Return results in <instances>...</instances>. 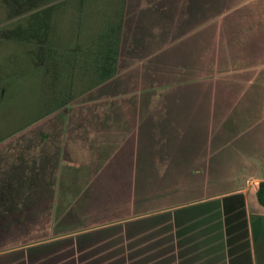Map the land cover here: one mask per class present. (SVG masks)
<instances>
[{"label": "rangeland", "instance_id": "1", "mask_svg": "<svg viewBox=\"0 0 264 264\" xmlns=\"http://www.w3.org/2000/svg\"><path fill=\"white\" fill-rule=\"evenodd\" d=\"M154 1L0 0V204L4 206H0V211H7L0 213V252L47 238L48 233L39 230L50 213L56 214L59 192L66 195L61 205L76 207L84 215L90 213V220L95 223L125 219L139 210L151 212L154 207L163 210L215 194L200 189L207 184L208 190L217 189L221 177L190 175L195 162L188 155V125L174 128L171 119L173 123L159 129L155 119L146 121L143 117L148 108H142V97L136 91L151 87L157 92L159 85L188 79L191 54H199L202 49H192L195 44L187 36L168 50H152L153 42L165 33L153 14L165 16L166 10L170 11L167 5L174 3V10L182 15L179 26L184 34L181 31H189V21L195 24L200 20V13L191 16L192 13L207 7L215 12L236 8L239 0H165L158 2L156 10H143L145 3ZM114 13L121 17L122 73L76 97L83 88L77 85L71 93L75 99L31 123L53 105L43 101L39 68L47 39L52 45L63 46L73 40L76 30L78 42L95 40L94 36L104 29L103 16L108 19ZM139 21L142 25L138 30L145 35L148 28L152 35H146L136 45L139 48L131 50L129 41ZM231 21L237 23V18ZM212 35L221 40L219 34L210 33L198 35L199 40L195 36L194 40H211ZM131 52V61L156 53L130 66L127 58H131ZM216 52L221 56V50L215 49L211 53L214 58ZM130 91H134L133 95ZM55 93L56 99L63 95L61 89ZM127 99L131 101L130 108L125 106ZM172 99L177 98L166 96V102ZM186 121L183 117L175 124L185 127ZM100 137L107 143H100ZM179 139L184 140L180 146L176 145ZM118 152L119 159L111 161ZM252 163L254 167L243 170L240 180L244 175L264 176V162ZM160 191L175 194L162 193L149 203L150 196ZM111 207L118 209L110 215L103 212ZM165 216L118 221L109 228L71 236L56 249L69 248V255L86 251L78 254L73 264H153L157 253L151 249L159 245L162 249L171 248L166 236L160 238L169 229ZM195 225L198 224L190 227ZM252 230L256 264H264V217H253ZM65 250L59 256L65 255ZM142 250L146 252L144 257ZM5 256L0 264L17 261L18 256L23 258L21 253Z\"/></svg>", "mask_w": 264, "mask_h": 264}, {"label": "crops", "instance_id": "2", "mask_svg": "<svg viewBox=\"0 0 264 264\" xmlns=\"http://www.w3.org/2000/svg\"><path fill=\"white\" fill-rule=\"evenodd\" d=\"M161 1L165 0L147 2L142 8L156 10ZM167 6L170 11L167 14L166 10L165 16L163 15L165 18L162 14H153L158 24H161L159 27L165 28V33L164 37L160 36L157 42H153L152 50H168L187 36L195 44L192 49H202L199 54H191L188 79L177 84L159 85L156 87L157 92L151 87L136 91L142 97V108H148L143 118L146 121L155 119L159 129L173 123L171 119L174 121V128H186L188 125V145L191 143L188 155L191 162H195L194 167L190 168V175L221 177L222 180L213 191L208 190V184L200 189L207 194H215L156 213L133 217L126 222L137 218L147 219L152 215H166L164 222L169 229L160 238L166 236L171 248L162 249L159 245L158 248L151 249V252L157 253L153 264H256L252 219L264 217V208L256 199L258 185L264 182V176L244 175L243 180L240 177L243 170L254 167L252 162H264V0H239L236 8L228 7L215 12L212 7H207L205 11L194 12L191 16L200 13V20L195 24L189 21V31H181L184 34L180 33L179 26L182 15L176 13L174 3L173 6ZM234 17L237 18V23L231 21ZM106 19L103 16L104 26ZM187 22L188 19L185 25ZM137 23V31L129 38L131 50H135L136 45L146 39V35L149 38L152 35L148 28L144 31L145 35L141 33L138 28L142 22ZM168 25L170 27H165ZM204 33L219 34L221 40L218 35H212L211 40L202 42L194 40L195 36L198 39V35ZM215 49L221 50V56L218 57L217 52L216 58L211 55ZM154 53L156 52L131 61V52V58L129 55L127 58L128 65L148 59ZM122 56L123 50L120 58ZM120 64L118 61L119 68ZM120 73L121 70L117 75ZM133 92L130 91L131 95ZM169 95H174L177 99L166 102V96ZM130 102L127 99V108L131 107ZM183 117L187 119L186 126L178 127L175 122L178 123ZM183 141L177 140L176 145L180 146ZM99 142L107 143L103 138ZM0 206L4 207L2 204ZM6 212L0 211L1 214ZM52 217L50 213L43 224L50 225ZM195 223L198 225L190 227ZM116 224L118 223L30 241L0 252V259L9 253H21L23 258L18 256L17 261L9 264H70L78 254L86 251L79 250L76 255H69L67 248L64 249L65 255L59 256L64 250L57 251L56 248L65 239ZM196 232H199L197 236L194 235ZM141 255L146 256L145 250H142ZM52 258L58 259L55 263H49Z\"/></svg>", "mask_w": 264, "mask_h": 264}, {"label": "trees", "instance_id": "3", "mask_svg": "<svg viewBox=\"0 0 264 264\" xmlns=\"http://www.w3.org/2000/svg\"><path fill=\"white\" fill-rule=\"evenodd\" d=\"M114 14L115 15L112 14L108 16L109 18L105 20L104 29L100 31L97 36H94L95 40L93 38L86 39L84 42H78L76 30H73V40L63 46L52 45L50 40L47 39L46 47L43 48V63L41 66H39V68L43 78V82H41L42 89L44 90L43 93L45 94L43 101H51L53 105L51 109L39 113L38 116L35 117V120H33L31 123L39 121L43 117L49 115L52 111L75 99L79 94L92 90L93 88L111 80L117 75V73H119L120 68L118 61L121 54V17L118 13ZM109 19L112 20L108 22ZM77 85H80L83 88L81 91L75 94L76 97H74L71 93L77 88ZM58 89H61L63 95L58 96L56 99L55 91ZM160 137L162 138V135ZM113 154L110 158L113 157ZM119 154L120 153L118 152L110 160L112 161L119 159ZM105 175L107 174L104 173L103 176ZM66 191L67 188L65 189V192ZM162 193H166L168 195L175 194L173 191L156 192L150 196L151 199L149 200V203L154 202V199L159 197ZM65 197L66 195L62 192L58 193L56 199L59 208L57 207L56 214L52 217V223L50 225H41L42 227L39 231L48 233L46 234L48 238L68 235L161 210L159 207H154L152 208L151 212L139 210L138 212H134L133 215H128L125 219H109L106 222L104 221L102 223H95L90 220V213L84 215L76 207L72 206L68 208V204L61 205L60 201L65 199ZM256 199L258 204L264 208V182H261L258 185ZM171 207L175 206L170 205L166 208ZM117 209L118 208L111 207L110 209H105L103 212L110 215L114 210ZM43 239L47 238L45 237ZM21 245L24 244H17V246ZM72 263L74 262L72 261Z\"/></svg>", "mask_w": 264, "mask_h": 264}]
</instances>
